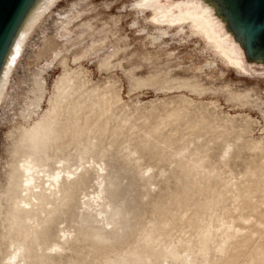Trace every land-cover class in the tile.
<instances>
[{
    "label": "rangeland",
    "instance_id": "374dc122",
    "mask_svg": "<svg viewBox=\"0 0 264 264\" xmlns=\"http://www.w3.org/2000/svg\"><path fill=\"white\" fill-rule=\"evenodd\" d=\"M93 1L100 19L80 22L57 18L67 0L50 2L9 74L0 104V264L22 245L24 264H184L187 253L194 264H264V60L252 65L227 27L244 69L215 56L214 68L192 69L204 63L197 40L172 43L175 57L143 58L153 46L124 20L114 37L102 21L115 5ZM62 75L72 78L63 94L54 88ZM175 76L201 88L164 79ZM37 101V112L48 110L40 123L28 114ZM62 160L76 173L61 186L43 172L28 184V162Z\"/></svg>",
    "mask_w": 264,
    "mask_h": 264
},
{
    "label": "bare ground",
    "instance_id": "6f19581e",
    "mask_svg": "<svg viewBox=\"0 0 264 264\" xmlns=\"http://www.w3.org/2000/svg\"><path fill=\"white\" fill-rule=\"evenodd\" d=\"M52 1L53 0H36L32 5V7L30 8V10L28 11L27 15L25 16L21 24V27L19 28V31L15 36V39L11 44L9 51L7 52L2 68L0 70V104L1 101H3L5 95L7 94V89H8L7 84L10 81L9 74L11 73V69L14 66L16 58L18 57L20 47L23 44L26 34L30 30V28L34 26L33 24L37 21V19L40 18L41 15H43L42 13L45 11L44 8ZM116 1L117 0L101 1V5L103 7H110L112 5L113 6L115 5L116 8L114 13L109 14L108 17L109 20L105 19L104 21H102V24L108 21L111 22L110 23L112 24L111 34H114L115 37V32L117 31L116 29L117 25L121 24L122 21L124 20L126 24L129 26V28H131L133 31H136L137 34L140 35L143 41L142 42L143 45L146 46L147 44H150L151 46H153L154 48L153 51L150 49H146L145 52L142 53L143 58L150 59L152 57L154 58L175 57L176 56V53L174 51L175 46L172 43L174 44L177 42L180 43L181 40L187 42L188 41L195 42L197 40L200 45L199 51L201 55H203L204 57V63L203 64L194 63L193 66H191L192 69L202 70L204 65L209 69L214 68L216 66L215 59L208 58L209 56L218 57L226 65L232 64L236 66V68L238 69L241 68L244 69L243 53L241 51V48L239 47V43L232 38L230 33L231 31L229 32L225 29L226 27H228L227 19L221 13L220 5L215 0H167L168 3L165 4H159L158 3L159 0H121L119 4H115ZM67 2H68L66 4L67 9H65L63 12H57L58 15L57 18L66 19L77 14L78 16H82L78 22H80L84 18L85 19L98 18V20L100 19L99 12H95L94 14H91V10L96 6V3L93 0H67ZM128 17L131 18L129 22L127 20ZM214 22L217 25H219L224 35L230 38L236 51L232 50V46L228 45L225 39L220 37L221 34L218 33L214 28L215 25ZM57 28L60 31V34L64 35L63 29L59 27ZM118 35L119 34H117V38L119 39ZM120 37H121L120 39L124 40L123 48H126L128 43L127 35L120 34ZM93 41H95V39H92L91 42ZM52 44L54 45L55 42L52 41ZM53 45H50L51 46L50 49H52ZM54 46L57 47V45ZM120 48H122L121 45L118 44L114 45L112 56L116 55L117 50ZM74 58L75 59L77 58V53ZM105 59L106 58L102 60V63ZM108 63H110L109 60L107 64ZM252 65L263 66V63H261L260 61H256L253 62ZM220 72H222V69L220 70ZM155 75L157 74L151 73L147 76L149 82L151 83L156 82L157 79ZM193 77H196V75H193ZM38 79H39L38 82L39 85H45V78L43 76L38 77ZM164 79L166 81L167 80L168 81L175 80L177 82L181 81L182 83H187L188 86L191 87L195 86L197 88H201L200 87L201 83L199 84L197 80L194 79L192 80L191 77L175 76L169 79L166 78ZM71 81L72 78L70 76L65 77L62 75L58 78L54 88H56L63 94L66 90L69 89ZM140 86H142L141 83ZM160 86L163 87L162 85ZM43 87L46 88L45 86ZM169 87H175V83L171 84V86ZM230 93H234V92H230ZM44 97L45 96H43L42 100L44 99ZM233 97H235V95L229 96V98H233ZM41 103H42L41 101L35 102L34 108L30 110L28 113L30 117L33 118L32 114L36 112L37 116L35 115L36 117H34L33 119L39 123L40 120H42L41 116L46 115L47 117L48 115L47 112L48 110L46 111L43 109L41 113L37 112L38 111L37 108L38 107L41 108ZM64 161L63 160L59 161L57 165L39 164L35 161L28 162L27 165L25 166V170L27 171L28 174L27 177L28 184H31L32 182L36 184L39 173L43 172L44 176L47 177V181L50 182V186H53L54 188H56L58 184L59 186H61L60 181H65L67 177H71L76 173L75 171L72 170V166L67 165ZM36 167H38V169H36ZM100 169L103 168L101 167ZM98 198H101V196H99ZM93 202H95V200ZM103 202L104 201H102L101 203ZM105 212H106L105 210H101V213H105ZM0 218H1V209H0ZM55 247H56L55 250L57 252L64 250L63 244L56 243ZM24 250H25V246L23 245L14 247L8 260H5L3 264H24L25 261ZM188 254L190 253H187V255L185 254L186 257L184 256L185 257L184 264L185 263L194 264V260L192 259L190 260L191 256Z\"/></svg>",
    "mask_w": 264,
    "mask_h": 264
},
{
    "label": "water",
    "instance_id": "95a60500",
    "mask_svg": "<svg viewBox=\"0 0 264 264\" xmlns=\"http://www.w3.org/2000/svg\"><path fill=\"white\" fill-rule=\"evenodd\" d=\"M36 0H0V70L21 24ZM246 55L264 60V0H215Z\"/></svg>",
    "mask_w": 264,
    "mask_h": 264
}]
</instances>
